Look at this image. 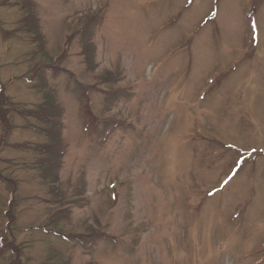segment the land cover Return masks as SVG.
I'll list each match as a JSON object with an SVG mask.
<instances>
[{"label":"rangeland","instance_id":"rangeland-1","mask_svg":"<svg viewBox=\"0 0 264 264\" xmlns=\"http://www.w3.org/2000/svg\"><path fill=\"white\" fill-rule=\"evenodd\" d=\"M0 264H264V0H0Z\"/></svg>","mask_w":264,"mask_h":264},{"label":"trees","instance_id":"trees-1","mask_svg":"<svg viewBox=\"0 0 264 264\" xmlns=\"http://www.w3.org/2000/svg\"><path fill=\"white\" fill-rule=\"evenodd\" d=\"M37 49H38V51H40L41 50V47L39 48V47H37ZM86 93V92H85ZM83 94V93H82ZM82 97L84 98V100H85V102H86V98L84 97V95H82ZM40 106H41V108H43L44 106H47V105H42L41 103H40ZM40 111H41V113H40ZM87 112V111H86ZM45 112H42V110H40V109H38V108H36V110L35 111H33V112H31L30 113V115H32L38 122H40V123H44L43 125H47V126H45V127H42V128H40V130L42 131V133L44 134V135H46L47 137H49L50 135H52V128H53V126H54V122L56 121L55 120V117H54V115H52L53 114V111H52V113L50 114V111H49V109L47 110V113H45Z\"/></svg>","mask_w":264,"mask_h":264}]
</instances>
